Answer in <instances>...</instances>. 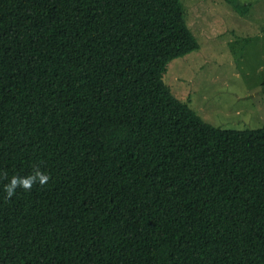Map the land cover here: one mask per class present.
Wrapping results in <instances>:
<instances>
[{
	"label": "trees",
	"instance_id": "16d2710c",
	"mask_svg": "<svg viewBox=\"0 0 264 264\" xmlns=\"http://www.w3.org/2000/svg\"><path fill=\"white\" fill-rule=\"evenodd\" d=\"M198 47L180 0H0V169L51 177L0 181V264H264V126L164 83Z\"/></svg>",
	"mask_w": 264,
	"mask_h": 264
},
{
	"label": "rangeland",
	"instance_id": "374dc122",
	"mask_svg": "<svg viewBox=\"0 0 264 264\" xmlns=\"http://www.w3.org/2000/svg\"><path fill=\"white\" fill-rule=\"evenodd\" d=\"M180 1L199 47L168 63L164 83L214 127H263L264 0H237L241 13L225 0Z\"/></svg>",
	"mask_w": 264,
	"mask_h": 264
},
{
	"label": "clouds",
	"instance_id": "9594fccd",
	"mask_svg": "<svg viewBox=\"0 0 264 264\" xmlns=\"http://www.w3.org/2000/svg\"><path fill=\"white\" fill-rule=\"evenodd\" d=\"M50 179V175L42 171L39 164H33L32 172L28 175H12L10 178L7 170L0 169V181L7 180V183L2 184L3 199L10 201L18 190L30 193L34 186L43 189L49 184Z\"/></svg>",
	"mask_w": 264,
	"mask_h": 264
}]
</instances>
